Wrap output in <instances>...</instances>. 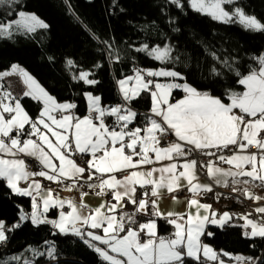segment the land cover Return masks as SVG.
Returning <instances> with one entry per match:
<instances>
[{"label": "snow or ice", "instance_id": "6c2138e0", "mask_svg": "<svg viewBox=\"0 0 264 264\" xmlns=\"http://www.w3.org/2000/svg\"><path fill=\"white\" fill-rule=\"evenodd\" d=\"M20 3L21 0H0V6L5 7H18ZM164 4L181 13L187 6L221 25H238L247 32L264 33V21L249 14L239 0H164ZM161 11L166 12V7ZM15 14L18 18L0 22V39H11L17 33L34 34L50 27L35 13L18 10ZM168 23L173 32L180 31L174 26L175 17L169 16ZM99 42L105 45L110 61L122 62L123 56L112 42ZM129 47L159 62V66L142 67L134 63L131 74L116 81L121 95V103L116 105L104 107L100 96L85 92L87 114L82 118L76 115L75 103L57 102L20 65L12 64L0 72V181L13 194L31 198V212L21 208L17 223L6 228L0 221V245L9 240L6 232L30 221L37 228L50 225L52 236L79 238L104 264H225L221 255L229 256L237 264H264L260 258L218 253L204 243L202 237L214 235L208 231L209 225L234 226L231 224L234 219L244 221L239 226L246 237L264 238V206L254 210L262 214L259 220L252 219L250 213L235 217L227 211L217 213L211 205L196 198L213 192V187L199 183L197 161L188 159L194 151L199 152L209 158L200 162V168L206 170L216 186L227 187L231 183L233 192L246 199L255 202L264 199L250 187H239L264 188V53L253 57L256 67L249 66L242 73L238 66L205 46L208 55L239 77L237 82L243 86V91L226 89L224 100L199 91L183 73L175 70L180 56L174 54V44L150 46L145 42L139 47ZM132 59L135 61V57ZM100 67V63L93 65V69ZM66 68L77 82L99 84L93 69L80 68L71 58L66 59ZM210 72L218 77L223 75L215 66ZM12 76L19 77L24 85L22 96L41 105L35 118L22 106L21 97L13 95L11 85L4 83ZM177 90L183 97L175 100L173 93ZM142 94L151 98L150 115L144 117L143 128L136 126L139 113L132 106ZM109 117L114 120L106 123ZM173 136L175 139H171ZM251 146H256L259 152L250 153ZM86 156L89 159L85 160ZM25 158L30 160L26 162ZM162 161L169 163L161 164ZM157 164L160 166L144 168ZM117 173L123 175L118 178ZM36 177L59 183L66 191L80 190V202L54 195ZM22 182L27 186L22 187ZM185 187L192 196L188 200L189 211L166 214L159 211L158 201L164 190L171 194ZM85 188L95 190L97 196L110 192L115 203L105 201L91 208L84 203L90 194ZM138 189L143 191L138 194ZM172 199L178 202V196L173 195ZM129 204L134 206L133 211H124ZM52 209L59 210L57 218H49ZM141 213L149 219L139 221L137 216ZM158 219H164L174 231L168 236L158 235ZM26 251L30 255L0 258V264H40L41 258L49 262L58 258L53 240H45L40 247L29 245Z\"/></svg>", "mask_w": 264, "mask_h": 264}, {"label": "trees", "instance_id": "16d2710c", "mask_svg": "<svg viewBox=\"0 0 264 264\" xmlns=\"http://www.w3.org/2000/svg\"><path fill=\"white\" fill-rule=\"evenodd\" d=\"M239 2L249 14L264 21V0ZM162 7L167 11L162 12ZM18 10L35 13L50 27L34 34L17 33L11 39H0V72L8 70L12 64L20 65L57 101L75 103L76 115L80 117L87 113L85 92L100 96L104 107L116 105L121 102L116 81L131 74L134 63L142 67L159 66V62L151 61L143 53H135L129 45L139 47L145 42L150 46L163 42L174 44V54L180 56L174 65L175 70L183 73L199 91H208L222 98L226 96V89L242 91L237 82L239 77L213 60L205 46L221 59H228L238 66L242 73H246L249 66L256 67L253 57L264 53V33L247 32L238 25H221L187 6L181 13L171 5H165L164 0H21L18 7L0 6V22L15 19ZM169 16L176 18L174 26L180 29L179 32L172 31ZM102 40L114 44L123 56L122 62L114 63L107 58L105 45L99 42ZM49 57L54 59L49 60ZM68 58L83 69H93V65L100 63L102 67L93 69L99 84L90 86L74 80L72 71L66 68ZM213 66L223 75H212L210 70ZM173 96L180 98L182 92L174 91ZM21 103L32 118L38 115L41 105L36 101L22 96ZM150 105V96L142 94L132 106L142 112L149 110ZM135 123L143 125V114L139 113ZM213 201L211 199L210 202ZM222 207L233 209L236 205L229 203ZM21 208L30 213L31 199L13 194L5 182L0 181V221L6 228L19 221ZM54 215L55 210H50L48 216ZM159 223L164 225L163 220ZM52 231L50 225L37 228L30 221L22 222L13 232H6L9 240L0 245V258L7 259L21 253L28 256L26 249L29 245L40 247L45 240H53L57 245V260L49 262L41 258L40 264H104L79 238L52 236ZM208 231L214 235L202 239L215 251L246 257L260 256V260H264V238H248L238 225L208 227Z\"/></svg>", "mask_w": 264, "mask_h": 264}, {"label": "crops", "instance_id": "0c3cea01", "mask_svg": "<svg viewBox=\"0 0 264 264\" xmlns=\"http://www.w3.org/2000/svg\"><path fill=\"white\" fill-rule=\"evenodd\" d=\"M161 82H164V78H160ZM5 84H10L11 85V88L10 90L12 91L13 95H16V96H20L22 97V93L24 91V85L22 84V82L20 81L19 77L17 76H12V77H8L5 79L4 81ZM242 87V91H243V86L239 84V87ZM116 88H117V92H118V95L121 99V95L119 93V88H118V85L116 83ZM202 91V90H201ZM238 91V90H237ZM183 97V93H182V96L180 98ZM180 98H177L175 100H178ZM224 100H227V97L224 96L223 97ZM175 100H173L172 102H175ZM59 102V101H57ZM62 102H67V101H62ZM121 103V102H120ZM134 108V107H133ZM150 108H151V105H150ZM149 108V110H150ZM136 109V108H134ZM147 110V111H142L143 113V125L140 126V127H144L145 125V119L144 117L146 115H150V111ZM136 111H138L136 109ZM87 114V113H86ZM142 116V115H141ZM83 117V116H82ZM81 117V118H82ZM109 119L114 120V118H111L109 117ZM110 122H107L106 123H111ZM136 126H139L136 124ZM131 127V125H130ZM50 135V134H49ZM264 135V134H262ZM174 137V136H173ZM175 139V137H174ZM256 148V152H250V153H258L259 150L256 146H254ZM154 156V154H153ZM26 161L27 160H30V158H25ZM84 159H89V157H84ZM209 158H206V160H208ZM204 160V161H206ZM180 162H183V161H179L178 163ZM200 162H203V161H199L197 163V169H196V174L197 176L199 177V183L201 184H208V185H212L213 187V192H210V193H206L202 196H197L196 198L198 200H200L201 203H206V204H209L212 206V209L215 210L217 213L219 214H222L223 212L227 211L231 214H233V216L235 217L237 214H255L256 215V219L254 220H259L261 219V215L262 214H257L254 210L257 208V207H261V206H264V199H261L259 202H255L253 200H250V199H246L244 196H242L239 192H233L232 188L233 186L231 185V183H229V186L227 187H221V186H216L213 181L207 176V173H206V170H202L200 168ZM58 164V161L56 162ZM161 164H166V163H169L168 161H162L160 162ZM86 166V165H84ZM152 166H160V164H157V165H149V166H144L145 169L147 168H150ZM221 167H229L228 165H224V164H221L220 165ZM182 170V169H180ZM118 178H120L123 173H117L116 174ZM36 179L41 182V184L45 187V188H51L53 190V193L54 195H59L60 198H70V199H74L76 200L77 203L80 202V190H73V191H66L64 190V186L59 184V183H54V182H51V181H48L42 177H36ZM247 179V178H245ZM65 183H69L68 181H65ZM183 184H186V181L182 182ZM258 183V182H257ZM21 186L22 187H25L27 186L24 182L21 183ZM149 187V191H150V186ZM239 187H250L251 188V191L257 195V196H260V197H264V188H260V187H251V185H240ZM219 189L221 191H224L226 193H234L237 195V197L245 200V202H239L238 200H229L227 199L228 201H226V203H219L220 201H218V199H216V197H214V189ZM84 191H90V194L88 196H86L84 198V203L88 204L91 208H96L98 206H100L102 203H104L105 201H111V193L109 192L107 195H104V196H97L95 194V190H89L87 188L83 189ZM143 190H140L138 189V194L140 192H142ZM211 194L213 196V198L215 199V201L213 202H210L211 199H213L211 197ZM173 195H176L178 196V202H174L173 199H172V196ZM210 195V196H209ZM209 196V197H208ZM30 198V197H29ZM192 196H191V193H189L187 191V188H183L182 191H179V192H176V193H168L166 190H164L161 194V197L158 201V204H159V211L162 212V213H168L169 211H174V212H177V213H186L187 211H189L188 209V200L191 199ZM31 199V198H30ZM153 199H156V198H153ZM238 201V202H237ZM112 203H115V201H111ZM235 204L236 207H234L233 209H228V208H223L222 205H225V204ZM133 205L129 204L127 205L126 208H124V211H128V212H131L133 211ZM66 210L65 211H68L67 207H65ZM55 210V215L53 217H49L50 219H53V218H57L58 217V209H54ZM151 211V209H149ZM192 211H195V209H192ZM137 219L141 222H144V221H147L149 219V216L147 215H144L143 213L139 214L137 216ZM159 220H163L164 221V225L162 226L161 223H159ZM158 223V235H161V236H168L171 232L174 231V229L172 228L171 225L167 224V222L164 220V219H158L157 221ZM244 221L243 220H239V219H234L231 224H234V225H241L243 224ZM226 226V225H225ZM208 227H217V226H214V225H209ZM217 228H220V227H217ZM243 232L245 231L243 228H242ZM250 231V229H249ZM102 234V233H100ZM260 238V237H258ZM219 253V252H218ZM233 256H237V255H233ZM242 257H246L244 255H240ZM221 259H225V260H232L229 258V256H224V255H221ZM211 264V262H210ZM232 264H237V261H233Z\"/></svg>", "mask_w": 264, "mask_h": 264}, {"label": "built area", "instance_id": "2783aa9c", "mask_svg": "<svg viewBox=\"0 0 264 264\" xmlns=\"http://www.w3.org/2000/svg\"><path fill=\"white\" fill-rule=\"evenodd\" d=\"M202 92H204V91H202ZM138 112L142 114V112H140V111H138ZM171 139H173V137H171ZM249 150H250V151H254V150H255V147H254V146H251V147L249 148ZM206 158H208V157H205V156L201 155V154H200L199 152H197V151H194L193 154H192L191 156L188 157L189 160H191V159H195V160L197 161V163H198L200 160H201V161L206 160ZM214 195H215L216 199H218V201H220V202L228 201L227 199L232 200V197H227V196H225V193L218 191L216 188L214 189ZM218 196H219V198H217ZM251 218H252V219H256V215H255V214H251ZM253 258H261V257H260V256H257V257H253Z\"/></svg>", "mask_w": 264, "mask_h": 264}, {"label": "bare ground", "instance_id": "6f19581e", "mask_svg": "<svg viewBox=\"0 0 264 264\" xmlns=\"http://www.w3.org/2000/svg\"><path fill=\"white\" fill-rule=\"evenodd\" d=\"M218 191H220V192H223V193H225V196H227V197H232V200L233 201H235V200H238L239 202H245V200H243V199H241V198H239V197H237V195L236 194H234V193H226V192H224V191H221V190H219V189H217ZM237 201V202H238Z\"/></svg>", "mask_w": 264, "mask_h": 264}, {"label": "rangeland", "instance_id": "374dc122", "mask_svg": "<svg viewBox=\"0 0 264 264\" xmlns=\"http://www.w3.org/2000/svg\"><path fill=\"white\" fill-rule=\"evenodd\" d=\"M16 18H18V16L16 17ZM15 18V19H16ZM7 115V114H6ZM27 162V161H26ZM231 256H233V255H231ZM237 256H240V254H237ZM224 261H225V264H232L233 263V261H235L234 259H232V260H225V259H223Z\"/></svg>", "mask_w": 264, "mask_h": 264}]
</instances>
